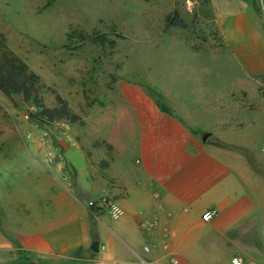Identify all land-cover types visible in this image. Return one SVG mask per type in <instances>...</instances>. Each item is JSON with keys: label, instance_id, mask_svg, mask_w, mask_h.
Listing matches in <instances>:
<instances>
[{"label": "crops", "instance_id": "0c3cea01", "mask_svg": "<svg viewBox=\"0 0 264 264\" xmlns=\"http://www.w3.org/2000/svg\"><path fill=\"white\" fill-rule=\"evenodd\" d=\"M215 23L242 71L264 78L255 13L217 10ZM251 105L264 115V101ZM244 123L228 140H257L258 123ZM10 138L23 149L0 151V264H228L231 256L264 264V153L256 147L259 166L197 139L139 91L99 113L89 137L77 133V168L65 157L60 167L48 163L32 137L28 145ZM17 163L25 171L18 181L10 176ZM101 194L121 215L93 211ZM209 209L215 214L201 221ZM143 219L154 222L150 230L139 227Z\"/></svg>", "mask_w": 264, "mask_h": 264}, {"label": "rangeland", "instance_id": "374dc122", "mask_svg": "<svg viewBox=\"0 0 264 264\" xmlns=\"http://www.w3.org/2000/svg\"><path fill=\"white\" fill-rule=\"evenodd\" d=\"M255 5L256 11L250 0H0V47L4 45L39 77L38 96L45 107L55 104L53 90L82 119V125L56 120L54 134L59 139L42 146L55 158L59 155L60 165L65 157L77 168L81 158L77 133L89 137L99 113L139 91L197 139L208 132L204 143L259 166L250 150L256 147L264 153L260 136L264 115L248 110L264 101V78L242 71L215 23L217 10L247 6L264 33V0H255ZM171 10L183 19V28L163 29L164 16ZM70 31L82 38L67 36ZM96 33L112 44L93 41ZM35 113L29 101L0 92L1 152L23 149L15 147L12 136L27 145L31 137L37 140L42 123L32 117ZM244 120L258 123L252 135L257 140H228L241 124L250 126ZM20 156L14 160H22ZM24 172L17 163L10 176L18 181Z\"/></svg>", "mask_w": 264, "mask_h": 264}, {"label": "trees", "instance_id": "16d2710c", "mask_svg": "<svg viewBox=\"0 0 264 264\" xmlns=\"http://www.w3.org/2000/svg\"><path fill=\"white\" fill-rule=\"evenodd\" d=\"M250 7L256 11L255 0H250ZM185 23L176 10H171L164 16L163 29L171 27L183 28ZM69 37L82 38L77 31L67 33ZM93 41L98 44L108 42L104 34L96 33ZM39 77L30 71L18 56L8 51L4 45L0 47V92L5 96H15L21 102L29 101L36 108V113L32 116L37 121H52L65 119L69 122L83 124L82 119L73 113L68 107L67 101L57 92L51 90L54 98V106L45 107L38 96ZM97 144V143H96Z\"/></svg>", "mask_w": 264, "mask_h": 264}, {"label": "built area", "instance_id": "2783aa9c", "mask_svg": "<svg viewBox=\"0 0 264 264\" xmlns=\"http://www.w3.org/2000/svg\"><path fill=\"white\" fill-rule=\"evenodd\" d=\"M26 118L27 116L24 115ZM42 127L39 130V134L37 136V141L44 147H47L49 145V142L51 141V138H58L55 132V127H56V120L52 121H43ZM64 130H61V133L64 134ZM44 157L46 158V161L50 164H57L60 167V163L58 162V157L57 155L55 156L52 154V151L47 150L44 152ZM92 208L93 211L96 210H102L104 211L109 217L111 218H116L122 213L121 207L116 203L114 199H112L110 196L101 194L96 197L94 202L92 203ZM215 212L211 209L204 211L200 218L201 221H208L210 220ZM154 225V222L149 219H143L139 222V227L143 230H150ZM143 250H147L145 246H143ZM171 264H177V260L173 259L171 260ZM228 264H247L244 263L239 257L237 256H231L229 258ZM252 264H260V263H252Z\"/></svg>", "mask_w": 264, "mask_h": 264}, {"label": "water", "instance_id": "95a60500", "mask_svg": "<svg viewBox=\"0 0 264 264\" xmlns=\"http://www.w3.org/2000/svg\"><path fill=\"white\" fill-rule=\"evenodd\" d=\"M208 134H209L208 132L202 133L201 138H200L202 142L205 140V138L208 136ZM91 249L96 250V244L95 243H92Z\"/></svg>", "mask_w": 264, "mask_h": 264}]
</instances>
